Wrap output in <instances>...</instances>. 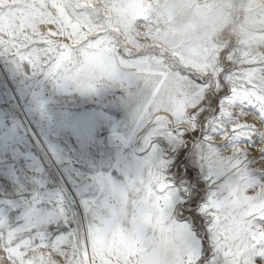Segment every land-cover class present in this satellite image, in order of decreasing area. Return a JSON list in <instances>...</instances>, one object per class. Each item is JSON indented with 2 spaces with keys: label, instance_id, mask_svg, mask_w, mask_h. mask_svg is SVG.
<instances>
[{
  "label": "snow or ice",
  "instance_id": "snow-or-ice-1",
  "mask_svg": "<svg viewBox=\"0 0 264 264\" xmlns=\"http://www.w3.org/2000/svg\"><path fill=\"white\" fill-rule=\"evenodd\" d=\"M105 6L101 15L82 0H23L15 14L0 11V55L83 90L140 81L143 133L171 143L163 153L149 143L154 158L112 189L114 204L82 237L0 221V264H264V61L239 59L231 44L211 63L133 55L113 17L146 25V10L138 0Z\"/></svg>",
  "mask_w": 264,
  "mask_h": 264
},
{
  "label": "rangeland",
  "instance_id": "rangeland-1",
  "mask_svg": "<svg viewBox=\"0 0 264 264\" xmlns=\"http://www.w3.org/2000/svg\"><path fill=\"white\" fill-rule=\"evenodd\" d=\"M22 4L5 0L0 11ZM147 97L131 77L83 90L0 55V221L46 239L82 237L114 204L112 189L154 158L149 143L162 153L171 143L143 133Z\"/></svg>",
  "mask_w": 264,
  "mask_h": 264
},
{
  "label": "clouds",
  "instance_id": "clouds-1",
  "mask_svg": "<svg viewBox=\"0 0 264 264\" xmlns=\"http://www.w3.org/2000/svg\"><path fill=\"white\" fill-rule=\"evenodd\" d=\"M82 3L101 15L106 11L105 0ZM138 3L146 10L150 24H125L113 17L119 46L133 55L155 52L163 54L170 63H179L181 58L186 62L211 63L231 44L239 59L264 61V0ZM257 150H264V146Z\"/></svg>",
  "mask_w": 264,
  "mask_h": 264
}]
</instances>
